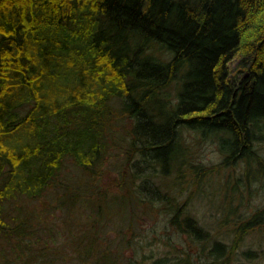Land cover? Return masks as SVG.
Returning <instances> with one entry per match:
<instances>
[{"label":"trees","instance_id":"obj_1","mask_svg":"<svg viewBox=\"0 0 264 264\" xmlns=\"http://www.w3.org/2000/svg\"><path fill=\"white\" fill-rule=\"evenodd\" d=\"M263 144L264 0H0V264H258L264 203L188 208L264 195Z\"/></svg>","mask_w":264,"mask_h":264},{"label":"rangeland","instance_id":"obj_2","mask_svg":"<svg viewBox=\"0 0 264 264\" xmlns=\"http://www.w3.org/2000/svg\"><path fill=\"white\" fill-rule=\"evenodd\" d=\"M184 137L186 140L188 139L189 143L192 142V139L189 135L187 138L186 135H184ZM259 154L264 161V144L259 148ZM196 155L199 157L200 162L206 166H214L220 163V160L222 158L217 150V145L211 141L201 142L196 149ZM110 161H120V155H116V157L114 159H110ZM237 171H239V169ZM117 178L118 174L116 172H106L100 179V185L102 187H109L111 184L115 183ZM222 179L224 180V178H221V176L216 177V184L213 185V187L211 188L212 190L210 189L213 192L211 196H205L203 198L194 196L192 199L193 201L189 205L188 209L190 214H192L205 228H208L210 223H212L211 215H214L216 211L230 209V207H233L230 204L231 200L232 204L234 205H238L239 203L242 204L238 211L239 213L244 212L245 215L253 213L259 207L261 208L264 203V195L262 191L259 190L258 183H255L252 186L253 188L255 187L254 192H243L242 198L239 199L230 194V192H226L224 186L225 184L222 183ZM170 181L171 179L169 177H165L162 179V182L166 186L164 188H170L177 195V197H179V200L182 201L187 196V193H183L182 195L179 194V187H175L174 184L170 183ZM231 185L232 182L230 183V186ZM41 204L42 203L40 201L38 203L31 204L30 207L35 206L37 208H41ZM113 211L109 209V212L106 211V214L119 213L116 210ZM59 215L60 214L58 212H52L48 219H58ZM163 221V215H157L156 213L150 218L148 216H140V218L138 219L139 226L145 229L152 227L155 223H157L155 224L157 226L162 225ZM241 248H250L256 251L264 249V230L247 235L245 238V242L243 243ZM258 264H264V258H261V260L258 261Z\"/></svg>","mask_w":264,"mask_h":264}]
</instances>
